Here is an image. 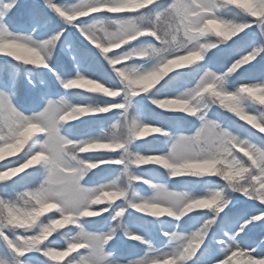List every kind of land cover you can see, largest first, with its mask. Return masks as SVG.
Returning a JSON list of instances; mask_svg holds the SVG:
<instances>
[{"label": "snow or ice", "instance_id": "snow-or-ice-1", "mask_svg": "<svg viewBox=\"0 0 264 264\" xmlns=\"http://www.w3.org/2000/svg\"><path fill=\"white\" fill-rule=\"evenodd\" d=\"M19 7L0 0V264H264V0Z\"/></svg>", "mask_w": 264, "mask_h": 264}, {"label": "rangeland", "instance_id": "rangeland-1", "mask_svg": "<svg viewBox=\"0 0 264 264\" xmlns=\"http://www.w3.org/2000/svg\"><path fill=\"white\" fill-rule=\"evenodd\" d=\"M38 0H19L20 3V7L16 10L15 15H17V19H20L23 17V14L26 12V10L31 7L34 3H37ZM40 2H42V0H40ZM114 51H119L114 50ZM253 64H256V62L254 61ZM264 70V63L261 64H256L255 69H253L252 71L254 73H256L257 75H259V73ZM100 94H97V96H99ZM154 107V106H153ZM156 112H161L162 110L160 109H155ZM222 113L221 118L225 121V122H229V121H235V123L240 124V125H244L248 128H251L250 125H248L246 122L244 121H240L237 117L233 116L231 113H229L227 115V112L220 110ZM74 123V122H73ZM252 131H256L255 129H252ZM259 134V133H258ZM161 147V145L159 144V141L154 140L152 136H148L145 137L144 140L142 141H137V148L141 151V152H148L151 149H155V148H159ZM19 155V153L17 154ZM112 155H115L114 153ZM16 157L12 156V157H6L7 160H14ZM3 163V162H0ZM146 165L143 166L142 168L138 169V171H142L144 172L146 175H150V176H157V177H163L165 180H168V182L170 184H172L174 187L175 182L172 180H169L165 171L155 165ZM116 167V166H113ZM137 188L142 191L143 193H148V189L146 186L142 185V184H138ZM48 215H51V213H48ZM134 215H142L140 213H134ZM95 219V218H93ZM55 235V234H54ZM134 243V242H133ZM139 252V249L137 248H124L120 250V254L121 255H125V256H129L130 258L135 254Z\"/></svg>", "mask_w": 264, "mask_h": 264}]
</instances>
